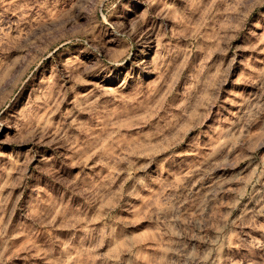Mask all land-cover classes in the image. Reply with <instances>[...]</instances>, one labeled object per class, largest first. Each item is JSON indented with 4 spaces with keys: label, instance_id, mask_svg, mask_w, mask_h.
Returning a JSON list of instances; mask_svg holds the SVG:
<instances>
[{
    "label": "rangeland",
    "instance_id": "obj_1",
    "mask_svg": "<svg viewBox=\"0 0 264 264\" xmlns=\"http://www.w3.org/2000/svg\"><path fill=\"white\" fill-rule=\"evenodd\" d=\"M0 264H264V0H0Z\"/></svg>",
    "mask_w": 264,
    "mask_h": 264
}]
</instances>
